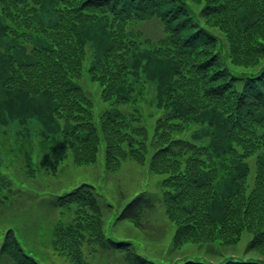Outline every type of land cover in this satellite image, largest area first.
I'll use <instances>...</instances> for the list:
<instances>
[{"label":"trees","instance_id":"trees-1","mask_svg":"<svg viewBox=\"0 0 264 264\" xmlns=\"http://www.w3.org/2000/svg\"><path fill=\"white\" fill-rule=\"evenodd\" d=\"M153 17L161 24L156 39L133 26ZM85 70L109 102L97 118ZM149 85L150 134L139 106ZM31 117L42 124L45 172L55 174L67 150L85 164L102 147L110 170L127 156L147 163L164 173L161 200L176 248L234 246L248 234L245 250L256 255L214 251L220 260L185 255L181 264H264V0H0V155L22 154L27 175L35 173L28 126L13 144L6 130ZM193 124L199 129L180 136ZM0 181L1 211L17 189L12 175ZM47 198L72 214L54 223L50 243L74 264H86L83 244L90 253L117 252L124 264H161L132 238L106 233L93 184ZM156 200L141 190L115 219L144 229L142 215ZM15 231L0 227V264H44Z\"/></svg>","mask_w":264,"mask_h":264},{"label":"rangeland","instance_id":"rangeland-1","mask_svg":"<svg viewBox=\"0 0 264 264\" xmlns=\"http://www.w3.org/2000/svg\"><path fill=\"white\" fill-rule=\"evenodd\" d=\"M47 14L48 10L45 9L44 16L48 17ZM133 26L141 29L144 35L151 39H156L161 33V24L154 17L135 22ZM87 65L88 60L85 61V69ZM81 82L85 87L88 86L89 93L94 100V116L97 118L100 111L107 107L109 102L102 100L100 86L89 79L86 70ZM154 91V87L149 85L146 96L144 95L143 100L139 102L149 134L152 132L154 124V107L152 106ZM117 107L129 108L122 104ZM41 125L38 118L31 117L28 118L26 125L23 126L15 122L6 130L8 142L13 144L16 141V132L20 130L24 132L22 127L28 126L35 173L26 174L25 160L22 154L18 160L16 158L11 161L9 157H11L12 151L7 153L2 151L0 178L2 179L5 174L15 177L14 187L17 190L14 194L7 192V197L4 198V201H8V207L6 206L0 211V227L3 230L9 226L14 228L17 238L22 242L26 251L35 254L44 264H74L68 256L53 249L50 243V232L54 223L57 220L67 221L72 214L67 210L52 208L47 196L52 193H61L83 181L93 184L99 194V200L105 213L106 233L114 237L132 238L140 252L161 264H181L185 255L202 260H220L222 256L220 254L213 256L214 251H223L224 256L233 254L235 258L256 256L255 253L245 250L248 234H244L234 246L219 247L217 242L209 244L194 242L176 248L173 244V233L176 226L168 218L161 200L163 192L161 179L164 173L151 171L147 163H140L127 156L121 160V164L116 169H107L104 164V151L101 147L95 162L76 164L71 151L67 150L64 158L57 165L56 173L45 172L43 163H41L44 153V141L41 140L42 134H40ZM198 129L199 126L193 124L179 134L183 137H190L191 133ZM0 144L2 147L4 146L1 142ZM141 190H146L158 200L154 209L145 211L142 215L145 228L140 229L132 219L117 221L115 217L124 204ZM11 196H13L12 200H10ZM82 252L86 264H124L122 256L117 252L107 254L98 250L90 253L87 252L85 244L82 245Z\"/></svg>","mask_w":264,"mask_h":264}]
</instances>
